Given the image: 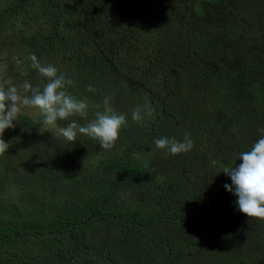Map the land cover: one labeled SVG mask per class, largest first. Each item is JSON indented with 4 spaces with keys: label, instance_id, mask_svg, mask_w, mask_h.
I'll list each match as a JSON object with an SVG mask.
<instances>
[{
    "label": "trees",
    "instance_id": "16d2710c",
    "mask_svg": "<svg viewBox=\"0 0 264 264\" xmlns=\"http://www.w3.org/2000/svg\"><path fill=\"white\" fill-rule=\"evenodd\" d=\"M0 49L7 78L40 86L34 54L88 118L127 119L105 151L21 112L0 156V264H264V221L223 173L264 128V0H0ZM186 133L190 152L155 146Z\"/></svg>",
    "mask_w": 264,
    "mask_h": 264
},
{
    "label": "clouds",
    "instance_id": "9594fccd",
    "mask_svg": "<svg viewBox=\"0 0 264 264\" xmlns=\"http://www.w3.org/2000/svg\"><path fill=\"white\" fill-rule=\"evenodd\" d=\"M29 59L32 61L31 68L44 78L40 86H33L28 81L17 86L0 78V156H4L10 148V144L3 139L5 131L16 127V121L25 108L36 110L42 117V126L49 132L56 129L66 142L75 143L78 135H82L97 141L102 150L111 151L120 138L121 130L127 127L126 115L105 107L86 124L77 123L73 117L88 119L89 105L86 100L77 99L68 91L69 87L75 86L74 81L59 73L54 65L42 64L34 54ZM87 91L95 93L96 89L89 86ZM131 115L134 122L142 125L146 118L153 117L154 109L146 102L135 107ZM58 121L68 123L60 126ZM258 131L260 138L251 149L239 154L238 160L242 163L223 172L232 182L224 187L237 198L238 210L248 218V223L253 219L264 221V128ZM154 143L157 149L173 156L190 152L194 147L187 133L182 141L161 137Z\"/></svg>",
    "mask_w": 264,
    "mask_h": 264
},
{
    "label": "rangeland",
    "instance_id": "374dc122",
    "mask_svg": "<svg viewBox=\"0 0 264 264\" xmlns=\"http://www.w3.org/2000/svg\"><path fill=\"white\" fill-rule=\"evenodd\" d=\"M119 56V58H121V54H119L118 55ZM7 56H6V54L4 53V51L2 50V49H0V78H3V79H5V80H8V81H10L12 84H14V85H17V86H19V85H21L23 82H25L26 80L24 79V80H14V79H11V78H7L6 77V74H7V69H8V65H7V58H6ZM22 78H26V77H21V78H19V79H22ZM22 111H28V113L30 114V116H32V115H35V114H37V112H36V110H34V109H28V108H25V109H22ZM73 119H75L76 120V122L77 123H79V124H86L88 121H90V120H92V118H88L87 120H84V119H81L80 117H73ZM68 123V121L66 122V123H64V126L66 125ZM50 133H51V135L53 136V137H56V138H58V139H63L62 137H60L58 134H57V130L56 129H52L51 131H50ZM237 159H238V157H236ZM248 245V244H247ZM247 248H249V247H247ZM246 248V249H247ZM252 251H254V249H252Z\"/></svg>",
    "mask_w": 264,
    "mask_h": 264
}]
</instances>
